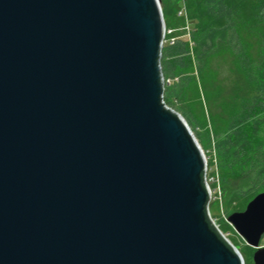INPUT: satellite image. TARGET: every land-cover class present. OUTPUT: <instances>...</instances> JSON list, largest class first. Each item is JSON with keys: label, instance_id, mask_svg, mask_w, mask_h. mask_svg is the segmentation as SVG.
Masks as SVG:
<instances>
[{"label": "water", "instance_id": "obj_1", "mask_svg": "<svg viewBox=\"0 0 264 264\" xmlns=\"http://www.w3.org/2000/svg\"><path fill=\"white\" fill-rule=\"evenodd\" d=\"M165 30L161 0H0V264H245ZM228 221L264 264V192Z\"/></svg>", "mask_w": 264, "mask_h": 264}, {"label": "trees", "instance_id": "obj_2", "mask_svg": "<svg viewBox=\"0 0 264 264\" xmlns=\"http://www.w3.org/2000/svg\"><path fill=\"white\" fill-rule=\"evenodd\" d=\"M202 11L208 23L193 24L187 39L174 34L176 42L162 49L164 100L190 128L195 88L204 87L211 109L237 104L212 140L224 164L240 170L226 200H253L264 192V0H204ZM208 75L214 99L205 90ZM221 89L227 92L220 95Z\"/></svg>", "mask_w": 264, "mask_h": 264}, {"label": "rangeland", "instance_id": "obj_3", "mask_svg": "<svg viewBox=\"0 0 264 264\" xmlns=\"http://www.w3.org/2000/svg\"><path fill=\"white\" fill-rule=\"evenodd\" d=\"M203 1L204 0H161L162 12L167 29L163 47L168 44V40L171 39L169 37H172L174 34L177 37L187 39L189 38L188 33L192 30L193 24H199L202 21L208 23V18L203 16ZM183 5L186 6V17L179 16V11L182 9ZM248 8H251L250 3H248ZM247 12H250V9ZM170 30H173L174 33L169 34ZM214 85L215 82L213 81V77L208 75L205 90L209 92L211 96L210 99L216 98L213 92ZM226 92L225 89H221L220 95ZM204 93L203 86H199V89L195 88L191 93V105L193 108V125H191V129L197 128L195 130L197 132H194L193 129L192 131L195 135L197 134L198 137H196L207 158V181L211 190V201L209 204L210 216L223 235L240 251L245 264H254L256 249L249 246L228 221L230 215L245 211L252 198L244 199L233 197L226 200L228 183L239 175L240 170L237 166L228 168L224 164L212 140L215 133L221 131L225 127L228 114L236 109L237 104L218 103L217 108L211 109L207 105L208 99L204 96ZM243 95L244 92H242V96ZM261 246H264V237L261 241Z\"/></svg>", "mask_w": 264, "mask_h": 264}, {"label": "built area", "instance_id": "obj_4", "mask_svg": "<svg viewBox=\"0 0 264 264\" xmlns=\"http://www.w3.org/2000/svg\"><path fill=\"white\" fill-rule=\"evenodd\" d=\"M186 14H187V12H186V6L183 5L182 9L179 11V16H181V17H186ZM188 29H189V28H188ZM166 33H167V29L165 30V36H164V39L166 38ZM172 33H174V31H173V30H170V31H169V34H172ZM190 34H191V31L188 33V37H189V38H190ZM177 39H178L177 37H172L170 40H168V43H170V44L173 45V44L176 42ZM163 102L165 103V105H166L168 108H170V107L166 104L165 100H164Z\"/></svg>", "mask_w": 264, "mask_h": 264}]
</instances>
